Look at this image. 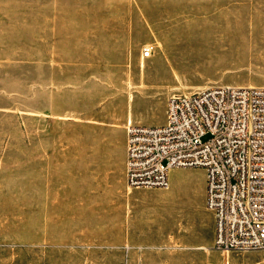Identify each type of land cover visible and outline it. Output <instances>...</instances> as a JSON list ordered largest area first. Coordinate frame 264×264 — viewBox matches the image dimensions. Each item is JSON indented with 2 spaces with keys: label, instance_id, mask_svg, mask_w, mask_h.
I'll use <instances>...</instances> for the list:
<instances>
[{
  "label": "rangeland",
  "instance_id": "rangeland-1",
  "mask_svg": "<svg viewBox=\"0 0 264 264\" xmlns=\"http://www.w3.org/2000/svg\"><path fill=\"white\" fill-rule=\"evenodd\" d=\"M263 41L264 0H0V264H264L214 248L203 169L129 188L115 134L263 85Z\"/></svg>",
  "mask_w": 264,
  "mask_h": 264
},
{
  "label": "built area",
  "instance_id": "built-area-1",
  "mask_svg": "<svg viewBox=\"0 0 264 264\" xmlns=\"http://www.w3.org/2000/svg\"><path fill=\"white\" fill-rule=\"evenodd\" d=\"M143 54L149 56L150 49ZM175 168L205 172L214 248L264 249V84L214 85L175 94L162 124L129 121L127 186L168 188Z\"/></svg>",
  "mask_w": 264,
  "mask_h": 264
},
{
  "label": "crops",
  "instance_id": "crops-1",
  "mask_svg": "<svg viewBox=\"0 0 264 264\" xmlns=\"http://www.w3.org/2000/svg\"><path fill=\"white\" fill-rule=\"evenodd\" d=\"M147 125H153V124H147ZM159 125V124H158ZM116 144L121 149V155L120 160L123 161V167H124V173H125V161H126V134L122 130L116 131ZM126 177V176H125ZM214 217V216H213ZM138 230L144 231L142 227L136 226ZM131 229L134 230V225H131Z\"/></svg>",
  "mask_w": 264,
  "mask_h": 264
},
{
  "label": "bare ground",
  "instance_id": "bare-ground-1",
  "mask_svg": "<svg viewBox=\"0 0 264 264\" xmlns=\"http://www.w3.org/2000/svg\"><path fill=\"white\" fill-rule=\"evenodd\" d=\"M259 36V35H258ZM260 37V36H259ZM259 37H258V39H256V41H257V43H260V41H259ZM264 42V41H263ZM250 86H253V85H250ZM131 122H132V120L131 119H129Z\"/></svg>",
  "mask_w": 264,
  "mask_h": 264
}]
</instances>
